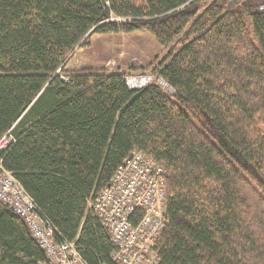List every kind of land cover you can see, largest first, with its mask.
Masks as SVG:
<instances>
[{"label":"trees","instance_id":"1","mask_svg":"<svg viewBox=\"0 0 264 264\" xmlns=\"http://www.w3.org/2000/svg\"><path fill=\"white\" fill-rule=\"evenodd\" d=\"M263 3L0 0V158L87 264H117L89 200L133 150L167 170L159 264H264ZM119 33L161 45L153 71L174 93L120 70L64 78L90 35ZM47 262L0 201V264Z\"/></svg>","mask_w":264,"mask_h":264},{"label":"built area","instance_id":"2","mask_svg":"<svg viewBox=\"0 0 264 264\" xmlns=\"http://www.w3.org/2000/svg\"><path fill=\"white\" fill-rule=\"evenodd\" d=\"M264 13V3L259 7ZM68 79V76L64 77ZM130 89L157 82L169 93L175 90L153 70L124 74ZM10 132L0 139V152L12 141ZM167 170L141 150H133L89 208L106 230L117 264H159L156 250L166 226ZM0 201L20 216L48 258L46 264H87L76 243L58 239L56 228L38 211L32 196L0 158ZM135 217L139 219L134 222Z\"/></svg>","mask_w":264,"mask_h":264},{"label":"rangeland","instance_id":"3","mask_svg":"<svg viewBox=\"0 0 264 264\" xmlns=\"http://www.w3.org/2000/svg\"><path fill=\"white\" fill-rule=\"evenodd\" d=\"M102 43L104 47L99 44V49H104V61L109 62L111 65L108 68L114 70L119 67L118 69L125 72V74L153 70L154 65L157 63V56L161 57L164 54L161 45L147 33L114 35L107 39L105 38ZM114 48L121 51V57H118V53L116 55L112 53ZM114 58L117 63L113 62ZM69 73L71 72L66 67L65 73L63 72L62 74L66 77Z\"/></svg>","mask_w":264,"mask_h":264},{"label":"crops","instance_id":"4","mask_svg":"<svg viewBox=\"0 0 264 264\" xmlns=\"http://www.w3.org/2000/svg\"><path fill=\"white\" fill-rule=\"evenodd\" d=\"M125 33H119V34H92L90 35V46L88 47H81L76 50L74 55L69 59L66 67L69 68L70 72L74 71H81V70H103L106 69L108 71H116L119 70L116 69H110L108 66H111L109 62H105V56L104 55V49L100 50L99 47L102 45L105 41V38L107 39L110 36L114 35H120ZM100 44V46H99ZM104 47V46H103ZM107 49V48H106ZM102 51V52H101ZM109 52V50L107 49ZM106 52V50H105ZM120 52V53H119ZM113 54H119L118 57H121V51L118 49L112 50ZM114 63H117L116 59H113ZM125 63V62H124ZM65 67V68H66Z\"/></svg>","mask_w":264,"mask_h":264}]
</instances>
